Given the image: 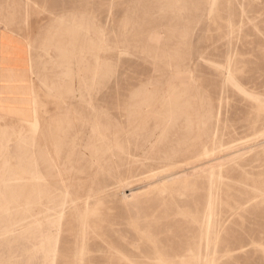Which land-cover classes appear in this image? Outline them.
Instances as JSON below:
<instances>
[{
  "label": "rangeland",
  "instance_id": "374dc122",
  "mask_svg": "<svg viewBox=\"0 0 264 264\" xmlns=\"http://www.w3.org/2000/svg\"><path fill=\"white\" fill-rule=\"evenodd\" d=\"M0 36V264H264V0H0Z\"/></svg>",
  "mask_w": 264,
  "mask_h": 264
},
{
  "label": "bare ground",
  "instance_id": "6f19581e",
  "mask_svg": "<svg viewBox=\"0 0 264 264\" xmlns=\"http://www.w3.org/2000/svg\"><path fill=\"white\" fill-rule=\"evenodd\" d=\"M5 25V24H4ZM9 24H7V26H8ZM11 27V26H10ZM4 28H5V26H4ZM3 28V29H4ZM8 28H9V26H8ZM10 29V28H9ZM4 35V34H3ZM0 37H2V36H0ZM5 38H6V36H5ZM7 41V40H6ZM4 43V42H3ZM6 43V42H5ZM15 43V42H14ZM13 43V44H14ZM6 45V44H5ZM0 46H1V44H0ZM7 46V45H6ZM11 46V45H10ZM14 46H16V45H14ZM17 47V46H16ZM20 48V47H19ZM1 49H3V47L1 48ZM1 53V52H0ZM12 55H13V57H14V59H17V57L19 56V52L18 51H16V50H13V52H12ZM1 56V55H0ZM9 56V55H8ZM229 64V63H228ZM21 68V67H20ZM25 72V71H24ZM2 78H4L6 81H9V82H15V81H20L21 82V80H20V78H19V74H18V72H17V64L15 65V63H12V65L10 66L9 65V61H8V59H7V57H5L4 58V60H3V62H2V66H1V68H0V81L2 80ZM234 82V81H233ZM236 82H238V81H236ZM236 85V84H235ZM15 86V85H14ZM8 87V86H7ZM13 87L11 86V89H12ZM16 89H17V87H15ZM1 89V91H2V87L0 88ZM4 89V88H3ZM48 89V88H47ZM14 91H16V90H14ZM12 92V90H10V93ZM17 92V91H16ZM15 92V93H16ZM13 94V93H12ZM4 94H2V96H3ZM5 96V95H4ZM7 97H9V96H7ZM5 98V97H4ZM20 100H21V98H19ZM16 100H17V98H16ZM15 100V101H16ZM12 101V100H11ZM14 102V101H13ZM131 142V141H130ZM118 148V147H117ZM121 149V148H120ZM53 151V150H52ZM60 151V150H59ZM165 158V157H164ZM212 163V162H211ZM212 167V166H211ZM156 172V171H155ZM203 174V173H202ZM224 179V178H223ZM63 182V181H62ZM212 193V192H211ZM210 194V193H209ZM210 195H212V194H210ZM209 195V196H210ZM214 195V194H213ZM70 196V195H69ZM210 198V197H209ZM212 198V197H211ZM75 200V199H74ZM211 201V200H210ZM212 202V201H211ZM208 203H209V201H208ZM63 206V205H62ZM62 208V207H61ZM210 209H211V206L209 205L208 206V209L207 210H209L210 211ZM68 210V209H67ZM191 235V234H190ZM84 257V256H83ZM76 258V257H75ZM166 259V258H165ZM172 259V258H171ZM182 260V259H181ZM197 261H199V260H197ZM196 263V262H195ZM199 263V262H198ZM183 264V263H182Z\"/></svg>",
  "mask_w": 264,
  "mask_h": 264
},
{
  "label": "crops",
  "instance_id": "0c3cea01",
  "mask_svg": "<svg viewBox=\"0 0 264 264\" xmlns=\"http://www.w3.org/2000/svg\"><path fill=\"white\" fill-rule=\"evenodd\" d=\"M12 63H15L16 59L12 58L10 59Z\"/></svg>",
  "mask_w": 264,
  "mask_h": 264
}]
</instances>
